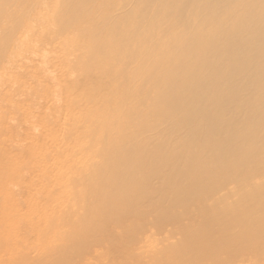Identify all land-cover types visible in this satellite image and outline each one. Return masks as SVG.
<instances>
[{
  "label": "bare ground",
  "instance_id": "1",
  "mask_svg": "<svg viewBox=\"0 0 264 264\" xmlns=\"http://www.w3.org/2000/svg\"><path fill=\"white\" fill-rule=\"evenodd\" d=\"M26 5L23 0H0V41L13 39L17 35V24L11 22L12 13H23ZM51 9L52 6L47 1L43 9L45 13H41V16L47 17ZM82 11L73 8V11L61 15L62 20L71 19L67 24L68 29L84 24L82 20L75 18ZM87 11L91 15L99 14L86 22V31L106 12L97 7H88ZM117 11L113 19L124 24L121 38L114 39L112 45L117 43L125 52L137 50L140 58L136 67L134 64L132 69H125L121 65L124 56L108 57L103 54L87 57L82 63L86 64L88 74L94 80V88L110 84L118 75L124 77L121 99L97 101L93 97L94 89L80 85L84 83L81 82L82 78L69 79L74 84H66V74L56 79L55 85L60 91L56 95V99H60L57 100L60 102L57 105L58 110H52L49 120L41 110L42 106L38 105L36 117L41 121L36 122L46 133L58 127L67 143L72 145L67 150L59 147L45 152L53 163L61 164L58 169L62 170L64 177L71 175L72 169H77L82 161V167L90 171L86 179L87 185L83 183L81 186L87 187L85 194H82L84 197L78 200L81 209V202L88 192L92 207L99 203L108 205L105 196H119V192L126 195L122 200V209L126 211L131 205L154 206L153 214L157 218L166 216L170 220L181 221L180 227L172 232L180 237L167 241L168 238L164 235L166 239H150L144 243L149 245L150 250H154V247L163 252L170 250L171 257L177 255L182 264H188L192 257L208 252L204 251L203 246L210 239L225 240L227 234L223 231L224 227L216 230V226H220V229L223 224L228 227L236 224L241 226L253 211L251 208L250 213L226 216L217 212L219 210L215 203L208 207L195 204L188 198V194L206 187V181L202 177L204 172L216 171L221 174L225 184H231L235 181V173L248 174L252 170L251 159L263 154L264 0H131L130 9L124 6ZM126 36L128 39L125 41ZM105 58L114 63L120 62V68L107 70L108 67L102 65L93 70L96 61ZM13 60L15 62V58L7 62L15 67L18 61L14 63ZM42 69L41 67L40 72ZM59 69L72 71L75 68L72 65H68V68L59 65ZM46 81L48 82L47 79ZM49 95L48 91L42 92L39 98L46 102ZM159 101H168L163 111L161 105H157ZM258 101L260 103L254 107ZM231 102L235 104L231 105ZM100 110L101 116L93 114ZM253 111L256 113L254 118L251 115ZM84 113L89 116L81 119L79 115ZM72 122L78 128L75 132L70 128ZM228 134L233 135L239 142L236 145L222 144L219 137ZM94 135L103 138L107 143L103 142L104 146L99 147L97 144L102 141L96 139L93 146L101 149L96 150L93 156L76 152L82 142L92 139ZM21 136L16 133L13 137L11 143L14 152H9L10 159L22 161L31 155L36 157V152L33 151L38 150L37 141H44L37 140L32 134L26 133L23 138ZM149 148L153 150L152 154L144 152ZM74 162L76 164L73 165ZM164 171L171 173L164 176ZM159 180L176 183L174 194L170 198H159L154 192L149 193L150 188ZM36 182H40V179ZM55 185L59 196L55 195L52 199L49 197L50 185L41 183L44 193L48 195L45 199L46 206L53 203L66 205L76 191L69 178ZM239 185H244L249 190L262 188L264 179L259 181L258 178H251L241 181ZM30 191V184L19 190V193L0 184V193L6 194L9 197L7 199L13 202L26 199L24 203L29 209V225L26 229L30 234H37L55 223L54 213H39L30 208L28 205H37L36 196L30 194ZM103 191L107 193L103 195ZM219 192L223 193L218 195L219 200L229 197V191L225 193L218 187L216 194ZM176 193L181 198H177ZM200 199H205V196L201 194ZM252 202L251 199L239 201L242 206L247 207ZM174 205L183 208L178 214L188 223H183L179 215L171 211ZM156 206L164 209L155 210ZM135 213V217L143 221L148 216L145 212ZM123 216L126 218L125 214ZM16 217L22 216L17 212ZM96 221L91 219L87 228L96 229V226L101 225ZM128 221L130 222L129 219ZM56 232V226H53L42 238L50 233L55 235ZM194 237L198 238L194 244L200 242L198 246L190 245L189 239ZM231 239V243L235 241ZM78 241L80 246L83 240ZM233 244L232 247H235ZM238 245L241 246L240 243ZM245 245L240 247L243 250L240 251V256L244 253ZM256 247L258 250V245ZM46 248L42 253H33L31 256L26 248L18 246L16 260L8 262L0 258V264H56L58 257L73 252V247L67 242H52ZM247 248L246 251L249 250ZM235 251L238 252L237 249ZM89 258L88 256L84 264H92ZM237 259L239 260L238 255ZM128 261H133L130 262L132 264H166L164 257L138 259L133 256L129 259L122 256L115 263L105 264H129Z\"/></svg>",
  "mask_w": 264,
  "mask_h": 264
},
{
  "label": "rangeland",
  "instance_id": "2",
  "mask_svg": "<svg viewBox=\"0 0 264 264\" xmlns=\"http://www.w3.org/2000/svg\"><path fill=\"white\" fill-rule=\"evenodd\" d=\"M47 1L52 6V9L47 17H42L41 13H45L43 9L47 5ZM23 4H27L25 11L23 13L13 12L11 17V22L17 24V35L13 39L0 41V184L2 183L15 193H19V190L30 184V194L36 196L37 205L31 204L28 206L39 213H54L55 223L45 231L30 234L26 229L29 225L27 221L29 209L24 203L26 199L13 202L7 199L9 197L6 194L0 193L1 260L14 262L18 246L26 248L27 252L32 256L33 253H42L52 242H67L73 247V252L66 256L58 257L55 260L56 264H84L88 256L92 264L115 263L116 259L122 256H126V259L132 256L138 259L144 257L146 259L164 257V259L166 258V264H182L180 257L173 253L174 256H170V250L163 252L156 250L155 247L154 250H150L149 245L144 243L145 240L150 239L161 240L166 237L168 238L167 241H173L180 237L173 235L172 232L180 227L181 221L170 220L166 216L157 218L153 214L154 206L131 205L127 207V212L126 209H122L124 207L122 200L126 195L119 192V196H105L107 197L105 202L108 205L99 203L92 207L88 192L86 198L81 202V209L78 200L84 197L82 194H85V189L87 188L86 179H88L87 176L90 175V171L82 167V161V163L78 164L77 169H72L71 175L64 177L62 170L58 169L61 164L58 162L53 163V160L45 152L59 149V147L62 150H67L72 148V145L67 143L68 141L59 132L58 127H54L50 132L46 133L40 129L36 122L41 121L36 117L38 105L42 106L41 110L45 112L49 120V114L53 113L52 110H58L57 105L60 103L58 102L60 99H56V95L60 91L55 85L57 84L56 79L66 74L68 75V79L65 78L64 80L66 84H74L69 79L75 77L82 78L81 82L84 83L80 85L85 88L94 89L93 97L97 101H118L121 99L123 94L121 84L125 81L124 77L118 75L110 84L94 88V80L88 74L86 64H83L82 61L87 59V57L99 54L107 55L108 57L124 56V61L121 63L123 68L130 70L134 67V64L136 67V63H138L140 58L137 50L125 52L122 46H119L117 43L112 45L114 39L119 40L121 38L122 25L124 24L115 21L113 15L117 14V10L124 6H126V9H130L131 0H31L29 2L28 0H23ZM88 7L101 8L102 11L106 12L101 15L100 19H96L91 29L86 31L84 30L87 27L86 22L99 14L91 15V12L87 11ZM73 8L83 10L82 13L76 14L75 18L82 20L84 24L77 26L78 28L73 27L68 29L67 24L71 19L62 20L61 15L67 11L68 13L73 11ZM127 39L128 36H126L125 41ZM11 58H15V62L13 60L14 63L18 61L17 66L12 67L11 64H8L7 61L12 60ZM96 63L93 70L99 69L102 65H106L108 67L107 70L110 68L111 70L120 68V62L114 63L109 61V58L96 61ZM59 65H62L64 68L72 65L75 69H72L73 72L71 69L69 71H61ZM33 67H35V70ZM41 67L43 69L40 72ZM163 84L164 82L160 84V87ZM47 91L50 94L49 98L46 102H43L39 98V95L42 92L47 93ZM74 99L78 100V98ZM147 103L152 104L151 101H147ZM259 103L258 101L254 107L258 106ZM158 104L159 106L161 105L163 111L168 101H159ZM230 104L234 105L235 103L231 102ZM110 112L112 113V111ZM93 114L101 116L102 111H94ZM251 115L252 118L256 117L255 111L251 112ZM88 116L86 113L79 115L81 119H86ZM262 119L264 120V117ZM31 127L33 128L30 129ZM70 128L74 132L78 130L74 122L71 123ZM66 132L70 133L69 131ZM13 133L22 135V138L26 133L32 134L37 140L44 141H37V144H39L38 150L33 151L36 152V157L31 155L28 159L22 161L10 159L9 152H14L12 149L13 144L11 143L15 136V134L13 136ZM96 139L102 141L97 144L99 147L104 146L103 142L107 143V141H103V138L94 135L92 139L82 142L76 152L93 156L96 150L101 149L93 146V142ZM219 140L225 145H236L239 142L230 134L219 137ZM18 143L20 142L18 141ZM144 152L152 154L153 150L149 148ZM251 162L253 164L252 170L248 174L235 173V181L231 184H225L221 179V174L216 171L204 172L202 177L206 181V187L188 194V198L195 204L208 207L209 204L215 203L219 210L217 212L226 216L234 215L235 213H250L249 210L253 209L251 214H248L246 222L244 221L245 223L241 226H237L238 224H236L228 227L224 226L223 223H221V225L223 224L221 229L220 226L218 228L216 226V230H222L224 227L223 231L227 234L225 240L221 239L223 240L221 242V240L212 238L217 241H211L210 239V243L207 240L206 245L203 243L205 245L203 246L204 251H208L205 253L206 256L192 257L193 264H264V187L249 190L244 185H239L241 181L250 180L251 178H258L259 181L264 179V149L263 154L255 156L251 159ZM74 164L76 163L74 162ZM170 173L171 171H164V176ZM67 178H69L76 190L71 200L66 205L53 203L46 206L45 199L48 195L44 193L41 183L50 185L49 197L53 199L55 195L59 196V191L55 184H59L62 180L66 181ZM150 178L155 179L153 177ZM37 179H40L41 183L36 182ZM157 182V184L150 188L151 191L149 193L154 192L159 198H170L174 194L175 182L169 180H159ZM83 183H86V185L81 187ZM218 187L224 190L225 193L229 191L227 199L220 198L221 200H219L217 198L223 195L222 192H219L221 194H216ZM105 193L107 191H103V195ZM201 194L205 196V199H200ZM176 197L181 198L178 193H176ZM222 198L224 197L222 196ZM242 199H251L253 201L251 206H249L250 208L242 206L239 203ZM15 205H18V207H15ZM257 206H260V208ZM255 207L257 208L255 209ZM156 209L163 210L164 207L156 206ZM257 209L259 213L256 212ZM13 211L14 216L12 217ZM135 211L142 214L145 212L148 216L144 217L143 221L135 217ZM171 211L178 214L183 211V208H180V205H174ZM17 212L22 216L21 218L16 217ZM123 214L126 215V218ZM60 217L61 220L59 219ZM91 219H96L101 225L96 226V229H88L87 226L90 224L89 221ZM179 219L183 220L180 218V215ZM242 221L240 222L242 223ZM131 222H135V226ZM182 222L188 223L184 220ZM53 226H56V234L50 233L42 238V235ZM231 238L235 241L237 240L238 243L235 241L231 243ZM241 238H245L249 242V245L245 239L243 240L246 243L242 244L241 242L244 241ZM79 239L83 240L80 246H78ZM239 239H241L240 242L238 241ZM197 240L198 238L196 237L189 239L190 245L198 246L200 242L194 244ZM83 243H85V246L82 247ZM239 243L241 246L238 245ZM231 244L235 245V247H232ZM244 244L247 245H245L246 248L248 247L247 249H251L253 252L251 250V253L249 250L247 252L244 246V253H246L242 252V256H240V251H243L241 248H243L242 245ZM46 249L49 250L50 248ZM127 254H130V257ZM237 255L239 260L237 259ZM79 256L80 259L78 258ZM191 260L188 264H192ZM130 262L133 263V261ZM130 262L129 264H132Z\"/></svg>",
  "mask_w": 264,
  "mask_h": 264
}]
</instances>
